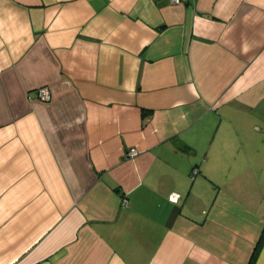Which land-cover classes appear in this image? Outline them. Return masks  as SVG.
Segmentation results:
<instances>
[{
	"label": "crops",
	"instance_id": "0c3cea01",
	"mask_svg": "<svg viewBox=\"0 0 264 264\" xmlns=\"http://www.w3.org/2000/svg\"><path fill=\"white\" fill-rule=\"evenodd\" d=\"M263 228L264 0H0V264H248Z\"/></svg>",
	"mask_w": 264,
	"mask_h": 264
},
{
	"label": "built area",
	"instance_id": "2783aa9c",
	"mask_svg": "<svg viewBox=\"0 0 264 264\" xmlns=\"http://www.w3.org/2000/svg\"><path fill=\"white\" fill-rule=\"evenodd\" d=\"M174 3H182V2H188L189 0H171ZM37 98L42 100V101H50L52 99V91L50 90L49 87L43 86L37 89ZM138 155V151L136 148L130 149L128 152V156L130 157H135Z\"/></svg>",
	"mask_w": 264,
	"mask_h": 264
},
{
	"label": "trees",
	"instance_id": "16d2710c",
	"mask_svg": "<svg viewBox=\"0 0 264 264\" xmlns=\"http://www.w3.org/2000/svg\"><path fill=\"white\" fill-rule=\"evenodd\" d=\"M263 244H264V228H263L260 239H259L258 243L256 244L255 250H254L253 255H252L248 264H255L257 257L259 255V252L262 249Z\"/></svg>",
	"mask_w": 264,
	"mask_h": 264
}]
</instances>
